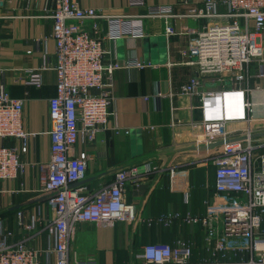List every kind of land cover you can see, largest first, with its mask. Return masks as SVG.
<instances>
[{
    "label": "built area",
    "instance_id": "1",
    "mask_svg": "<svg viewBox=\"0 0 264 264\" xmlns=\"http://www.w3.org/2000/svg\"><path fill=\"white\" fill-rule=\"evenodd\" d=\"M22 1L28 4L39 0ZM44 1L48 3L46 17L51 20L55 43V94L48 100L49 158L38 165L37 193L46 202L51 216L32 218L27 223L22 212L18 211L16 217L23 232H34L37 226H42L52 243L34 248L23 238L17 240L9 227L0 224V264H50V256L54 264H99L93 255L80 257L71 248L76 225L111 226L117 221L133 220V207L125 202L124 195L128 184L141 182L139 166L119 169L110 184L85 193L72 184L85 178L89 155L84 150L75 154L74 148L78 142L91 143L107 129L114 103L112 72L122 66H144L136 59L105 65L103 57L107 51L102 39L96 36L100 29L97 20H105L104 36L114 41L144 37L147 18L163 21L167 36L190 35L188 49L198 74L181 85L179 95L198 94L204 102L212 103L215 110L202 119L203 132L197 145L218 141L221 144L209 155L215 169L213 203L205 201L203 214L182 219L204 227L212 260L192 263L190 245L177 240L174 244H144L136 259L128 264H264V151L256 145L258 136H254L257 134L249 126L252 104L243 98L244 93H264V45L260 40L264 31V0H202L198 5L190 0H177L174 5H147L143 0H129L128 8L142 9L143 13L116 15L80 8L76 0ZM220 6L223 12L219 11ZM179 7L184 12H176ZM183 18L204 20L205 24L199 30L187 28L178 32L175 23ZM199 76L207 78L210 84L230 88L201 92ZM252 79L255 85L250 86ZM41 82V73L36 70L29 71L24 79V84L35 87ZM242 84L244 87L240 88ZM234 94L242 98L239 114L238 100L217 104V98ZM159 96L157 92L155 97ZM22 108L23 101L10 97L0 86L1 181L17 178L23 169L20 154L27 152V139L34 135L23 130ZM259 117L264 119V115ZM239 120H245L247 125L239 131H228L227 123ZM113 130L119 132L115 127ZM13 140H19V147L9 144ZM142 166L146 171L147 165ZM173 218L180 219L174 214L161 220L168 225ZM231 238L238 242L231 243ZM229 250L247 252L248 258L226 261Z\"/></svg>",
    "mask_w": 264,
    "mask_h": 264
},
{
    "label": "crops",
    "instance_id": "2",
    "mask_svg": "<svg viewBox=\"0 0 264 264\" xmlns=\"http://www.w3.org/2000/svg\"><path fill=\"white\" fill-rule=\"evenodd\" d=\"M128 1L76 0L80 8L107 15L143 13L142 9L128 8ZM143 1L147 5L177 2ZM201 1L190 0L197 5ZM47 6L44 0L28 4L22 0H0V86L10 97L23 101L21 124L24 131L34 134L27 139V152L20 154L23 169L17 178L0 180V224L9 227L17 240L23 238L34 248H44L52 243V238H47L42 226H37L34 232H23L16 213L22 212L26 223L32 218L51 216L46 202L37 193L38 165L49 158L48 100L55 94V43L51 37V20L46 17ZM184 10L179 7L176 12ZM219 11L223 12L224 8L220 6ZM97 24L100 29L96 36L102 39L103 49L107 51L103 57L105 65L136 59L144 66H122L112 72L114 103L107 129L98 133L91 143L78 142L74 148L75 154L84 150L89 155L86 176L77 186L85 193H93L110 184L117 170L131 165L139 166L143 178L139 185L128 184L125 190V202L134 210L131 222L117 221L111 226L79 223L70 246L80 257L93 255L99 264H128L136 259L144 244H174L182 240L191 247L192 263L211 261L212 251L206 244L204 227L182 221L187 215L203 214L205 201L213 203L215 172L209 155L216 146L198 149L203 144L197 145L203 132L202 119L212 114L214 107L198 94L179 95L181 85L198 74L188 49L190 35L167 36L163 21L147 18L144 37L111 41L104 36L105 20L98 19ZM204 24V20L183 18L175 23V29L199 30ZM260 40L264 45V31ZM183 51L188 54L183 55ZM31 70L41 73L39 87L24 84ZM199 79L201 92L230 88L210 84L201 76ZM249 85H255V80H250ZM157 92L161 96L155 97ZM248 95L253 107L249 126L253 133H264V119L259 117L264 115V93L254 91ZM221 99L224 103L231 102L227 96ZM246 125L245 120H239L227 123L226 128L239 131ZM114 127L118 133H114ZM256 142L264 151V135H258ZM9 144L19 147L20 142L13 140ZM142 165H147L146 171ZM174 214L180 219L173 218L168 225L161 220ZM240 258L247 259L248 253L229 250L225 257L231 262ZM49 259L54 264V258Z\"/></svg>",
    "mask_w": 264,
    "mask_h": 264
},
{
    "label": "bare ground",
    "instance_id": "3",
    "mask_svg": "<svg viewBox=\"0 0 264 264\" xmlns=\"http://www.w3.org/2000/svg\"><path fill=\"white\" fill-rule=\"evenodd\" d=\"M227 97H229V99L231 101H233V102H236L238 100V105H240V106H238L237 112H238V114L241 113V104H242V102H241V100H242L241 96L240 95H237V94H234V95L227 96ZM217 99H218V103L222 101L221 98H220V100H219V98H217ZM228 114H230V112H228Z\"/></svg>",
    "mask_w": 264,
    "mask_h": 264
},
{
    "label": "water",
    "instance_id": "4",
    "mask_svg": "<svg viewBox=\"0 0 264 264\" xmlns=\"http://www.w3.org/2000/svg\"><path fill=\"white\" fill-rule=\"evenodd\" d=\"M258 135H264V133H260V134H257V135H254V136H258ZM221 144V142L220 141H218V142H216V143H212V144H209V145H207V146H201V147H198V149H205V148H208V149H210V148H212V147H215V146H218V145H220ZM81 182V181H80ZM80 182H77V183H74V184H72V186H77Z\"/></svg>",
    "mask_w": 264,
    "mask_h": 264
},
{
    "label": "rangeland",
    "instance_id": "5",
    "mask_svg": "<svg viewBox=\"0 0 264 264\" xmlns=\"http://www.w3.org/2000/svg\"><path fill=\"white\" fill-rule=\"evenodd\" d=\"M247 97L249 98V95L248 94H246V93H244V95H243V98L244 99H247ZM245 113H246V110H245ZM204 182V181H203ZM204 184V183H203ZM205 187V186H204Z\"/></svg>",
    "mask_w": 264,
    "mask_h": 264
}]
</instances>
